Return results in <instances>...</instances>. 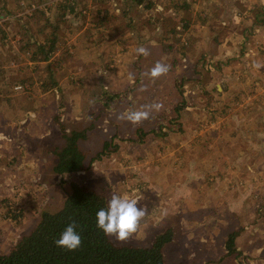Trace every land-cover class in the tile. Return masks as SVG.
<instances>
[{"label": "rangeland", "instance_id": "rangeland-1", "mask_svg": "<svg viewBox=\"0 0 264 264\" xmlns=\"http://www.w3.org/2000/svg\"><path fill=\"white\" fill-rule=\"evenodd\" d=\"M54 34L55 54L38 60ZM157 62L169 71L153 80ZM102 89L122 93L110 109ZM154 102L163 108L139 124L120 118ZM173 117L182 131L150 132ZM58 119L93 124L89 158L105 141L117 150L57 175ZM73 182L147 208L136 234L110 237L118 245L149 247L172 230L166 264H264V0H0V254Z\"/></svg>", "mask_w": 264, "mask_h": 264}, {"label": "trees", "instance_id": "trees-1", "mask_svg": "<svg viewBox=\"0 0 264 264\" xmlns=\"http://www.w3.org/2000/svg\"><path fill=\"white\" fill-rule=\"evenodd\" d=\"M129 1L148 9L155 4V0ZM69 4L71 5L70 2ZM62 7L66 8L68 4H63ZM71 8L73 10L72 6ZM49 21L50 17H47V22ZM49 42V45L46 42L37 46L38 60L43 57V60H49L55 54L56 34ZM121 94L102 89L98 100L106 109H110L112 102L121 98ZM169 120L170 124L163 127L165 129L159 128L150 132L167 135L170 131L183 130L177 117ZM57 123L62 130V144L54 149L58 160L53 170L57 175L87 171L95 158H100L108 151L117 150V147L110 150L113 146L112 142L105 141L103 149L96 154V157L89 158L81 148V142L87 140L90 130L94 127L93 124L83 129L68 130L60 119ZM146 134V131L141 132V140ZM71 185L72 192L67 196L62 207L55 212H43L37 226L29 234L23 236L8 254H0V264H166L163 249L166 243L173 239L172 230L159 234L149 247L118 245L96 226V213L102 208H107L108 200L105 195L82 183L73 182ZM21 215L22 213H16L13 217L17 220ZM73 220L78 225L76 231L82 238V244L76 251L69 252L57 247L55 241ZM235 238L236 233H232L226 241L228 254L237 252Z\"/></svg>", "mask_w": 264, "mask_h": 264}, {"label": "clouds", "instance_id": "clouds-1", "mask_svg": "<svg viewBox=\"0 0 264 264\" xmlns=\"http://www.w3.org/2000/svg\"><path fill=\"white\" fill-rule=\"evenodd\" d=\"M137 52L144 56L149 55L148 49L143 46L139 47ZM254 67L259 68L261 65L254 64ZM168 71V65L157 62L149 75L154 80L167 74ZM146 107L148 110L130 112L126 114V117L121 115L120 118H126L134 125L139 124L149 118L151 110L159 112L163 108V104L154 102ZM138 201L137 198L127 195L112 194L108 200L107 208H102L96 213L97 228L101 229L106 236L113 237L118 241L128 240L138 232L141 221L147 215L146 207L143 209L137 207ZM163 214H167L166 210ZM77 227L76 221L73 220L61 233L60 238L55 241L56 246L69 252H74L80 248L82 238L76 231Z\"/></svg>", "mask_w": 264, "mask_h": 264}, {"label": "built area", "instance_id": "built-area-1", "mask_svg": "<svg viewBox=\"0 0 264 264\" xmlns=\"http://www.w3.org/2000/svg\"><path fill=\"white\" fill-rule=\"evenodd\" d=\"M22 86H19L18 88H21Z\"/></svg>", "mask_w": 264, "mask_h": 264}]
</instances>
